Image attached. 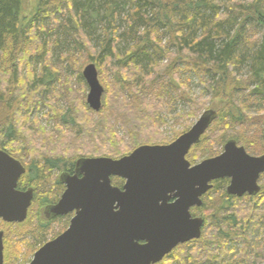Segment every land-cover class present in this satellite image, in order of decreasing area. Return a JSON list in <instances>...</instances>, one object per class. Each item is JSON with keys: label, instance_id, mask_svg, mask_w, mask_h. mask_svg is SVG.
I'll use <instances>...</instances> for the list:
<instances>
[{"label": "trees", "instance_id": "16d2710c", "mask_svg": "<svg viewBox=\"0 0 264 264\" xmlns=\"http://www.w3.org/2000/svg\"><path fill=\"white\" fill-rule=\"evenodd\" d=\"M29 6L34 9L26 11L25 0H0V149L20 161L32 152L35 156L26 167V181L35 183L43 197L38 205L37 199L33 201L27 220L18 223L34 242H43L49 228L39 207L41 201L48 202L47 195L53 197L60 189L55 174L75 168L72 158H63L57 151L84 148L88 155L82 158L119 159L142 145L173 142L159 130L165 113L178 100L193 108L184 118L196 116L202 108L197 100L203 97L194 94L188 73L201 76L204 92L211 95L207 103L219 101L222 105L216 110L213 126L192 150H208L209 136L212 142L227 132H218L217 124L227 123L228 131H243L248 124L260 131L263 123H254L248 114L252 112L249 101H264V0H36ZM48 17L51 23L39 25ZM53 24L57 25L50 28ZM99 26L103 35L100 46L93 37ZM121 41L133 45L128 51L119 50ZM39 56L43 62L37 71L33 60ZM109 60L115 61L117 76L114 83L102 81L106 93L103 109L96 116L88 104L76 101L70 83L78 78L88 85L82 73L84 64L92 62L102 72V61ZM244 67L246 75L241 74ZM128 69L131 75L126 78L123 70ZM123 90L134 98V105H128ZM56 97L58 103L64 99L66 109L55 105ZM41 104L70 127L59 125L46 131L33 112ZM51 116L45 117L50 120ZM118 121L125 131L123 137L116 130ZM237 134V140L248 146L247 138ZM225 195L230 200L219 199L205 207L209 211L203 234L211 224L218 229L215 241L190 248L189 253L178 248L176 252H184L173 258L179 264H231L235 260L229 263L228 253L238 254L241 249L227 248L231 240L242 241L244 248L234 264H264V239L252 241L249 235L253 213L264 200V187L249 197L248 206L239 205L227 192ZM259 219L255 225L260 228L264 212ZM159 264H170V260Z\"/></svg>", "mask_w": 264, "mask_h": 264}, {"label": "water", "instance_id": "95a60500", "mask_svg": "<svg viewBox=\"0 0 264 264\" xmlns=\"http://www.w3.org/2000/svg\"><path fill=\"white\" fill-rule=\"evenodd\" d=\"M83 76L89 86L87 102L98 112L105 89L96 64H88ZM217 116L215 110L205 111L170 144L142 145L119 159H79L74 175H61L68 189L51 209L54 216L74 209L77 215L66 232L35 253L30 264H157L178 244L200 238L204 220L193 218L191 208L201 205L214 180L230 178L231 195H257L264 155L248 154L236 140H229L220 155L198 164L187 159ZM25 172L17 159L0 149V218L5 221L23 222L28 216L33 190L16 189ZM112 177L126 180L123 190L112 185ZM172 199L175 202L170 203ZM115 205L119 211L113 210Z\"/></svg>", "mask_w": 264, "mask_h": 264}, {"label": "rangeland", "instance_id": "374dc122", "mask_svg": "<svg viewBox=\"0 0 264 264\" xmlns=\"http://www.w3.org/2000/svg\"><path fill=\"white\" fill-rule=\"evenodd\" d=\"M25 1H26V4H27L26 11L28 9H32L33 10L34 7H30L29 3L30 2L34 3L36 0H25ZM31 6H34V4L31 5ZM56 16L57 17H61V14L57 13ZM51 22H52L51 19L48 17L47 19H42V23H39V25L41 24L43 26H46V24H49ZM56 25L53 24L50 28H54ZM101 30H102L101 26H99V29L97 31H94V36H93V37H95L94 38V41H95L94 43L96 45H99V46H100V40L103 39V35H102V31ZM132 45H133L132 42L130 43V45L127 46L126 42L121 41V42H119L117 44V47L119 48V50H123L124 48H128L127 49V51H128L132 47ZM245 52H246V54H249L248 51L245 50ZM55 58H57V54L55 55ZM34 61H35V64H34ZM42 62H43L42 56H39L38 58H35L33 60V64L36 67L37 71H39V69L42 68L41 67L42 66ZM164 62H166V61H164ZM90 63H92V62H90ZM90 63L84 64V66L82 68V73H83V69ZM67 64L68 63L66 62L65 66H67ZM101 65L102 66L100 67V69L102 70V72L98 69V67H97V69L99 70L98 71L99 75H100V73L102 74V76L106 75V79L104 78V76L102 78L99 76V79H102V80H100V82H101V84L103 85V87L105 89V84L104 83L106 82L107 85H108L109 81L114 83V80H115L114 77L117 76L116 69H115V61L113 60V62H111L109 60V61H107L104 64H103V61H102ZM123 71L125 72L126 78H129V76L131 75L130 69L123 70ZM246 72H247V68L246 67L241 69V74L246 75ZM74 73L77 74V72H74ZM184 75H186V74H184ZM188 76L191 78L193 92L196 95V97L199 98L200 94L203 97V98L197 100V102H199V104H197V105L199 106V108L200 107H202V108L199 109V112H197L196 116H193V117H190V118H187V117L184 118V116H189V112L193 108L191 106L188 107V104L184 100H178L177 102H175L173 110L171 112H169V113H167V112L165 113V117L163 118V122H162V124L159 127L160 128L159 129L160 132L162 133V135L165 138H167V140L175 141L178 137H180L181 135H183L184 133L189 131L192 128V126L200 119V117L202 116V114L205 111L209 110V108L217 110V108L221 105V102H219V101L211 102V103L209 102L210 104L207 103V101H209L211 95H210V93L204 92V87H203V85L200 82L201 76L199 74L188 73ZM75 77H76V75H75ZM62 81H64V80H62ZM102 81H104V83ZM83 82H84L83 80L81 81L78 78H74L71 81L70 86L72 87L71 89L74 91V95H75L74 97H75L76 101L77 102H81L82 101V104L84 105V104H88L87 96L89 94V87H88V85L85 86L84 84H82ZM57 85H58V88L61 89V87H60L61 86V82L59 84H57ZM56 91H58V90H56ZM66 92H69L68 87H67V91ZM122 92H124V94H125L123 96V98L126 99L128 105H134V102H133L134 98L129 96L127 91L123 90ZM105 93L106 92L104 91L103 97H104ZM48 94L44 95V99L43 100L46 101V102H47V98L46 97L48 96ZM50 95L52 96V93ZM56 98H55L56 99V102H55L56 104L55 105L58 108L60 106L62 108V110L66 109L67 105L64 104V99H61L60 102L58 103L59 97H56ZM203 102H206L207 105L204 106ZM260 103H262V104H260ZM249 104H251V106H252V112H250L248 115L250 117L253 116V122L254 123H259V125H260V123H263L262 126L260 127V131H258L257 127L254 128V127H252V125L250 126L249 124L247 125L246 129L243 130V131L240 130L239 128H235V131H228V130H231V128L228 129L227 127H225V125H227V123H222V125L221 124H217L215 126V127H217V131L220 132L223 129H226L227 130L226 133L228 134L227 137H226V133L225 134L223 133L224 135L220 134V136H218V138H215V141L211 142L212 136H209L208 139H207V141H208L207 147L209 148L208 150L207 149H205V150L202 149L201 150L200 148H198L196 150H194V149L192 150V148L195 145H197L198 143L194 144L191 147V149H190V151H189V153L187 155L188 160L194 165V164H198V163L202 162L203 160L207 159L205 157H207L209 155L217 156V155L221 154L224 151V147H225L226 143L229 140H236L237 144L239 146H244V145H242V143L239 140H237L238 137H236V136H239V134H237V133L243 134L247 138V140L249 141V145L245 146L246 151H247L248 154H250L252 156L264 155V139H263V131H264V101H258L257 102V101L254 100L253 102L249 101ZM207 106H209V107H207ZM33 112L37 113L39 115L38 117L42 120V127L45 128L46 131H49V133H50V131H52V129L54 127L58 128L59 125L65 127L66 129H68V127H70L68 124L64 125L62 123L63 121H62L61 117L56 116L58 114H55L53 111L51 112L50 108L46 104H41V105L35 107ZM94 112H95V115L97 116L98 112L95 111V110H94ZM49 113L52 115L50 120L48 119V117L47 118L45 117ZM217 114H218V112H217ZM179 116H182V118H179ZM177 118H178V120H177ZM217 118H218V116H217ZM175 119L177 121H175ZM214 121L211 124L212 126L214 124ZM118 122H120V121H118ZM210 126H209V128H210ZM116 127H117L116 130L119 133V135L122 136V137L125 136V131L121 127V122H120V124L117 123ZM188 127H189V129H188ZM242 128H244V127H242ZM183 131H186V132L182 133ZM49 133H47V134H49ZM178 134H181V135L179 136ZM210 134H211V132H210ZM126 142L129 143V138L128 137L126 138ZM146 145H150V144H146ZM153 145H156V144H153ZM211 149L213 150V152H209ZM107 150L108 151H112V148L108 146ZM71 151H72V154H71ZM40 152H41V150H40ZM57 153H58L59 156L62 155L63 158H67V157L69 159L72 158L74 160V162H75V166H76V163H77V161L79 159H81L82 157H87V155H88L85 152L84 148H81V149H78V151H75L73 149V147L72 148L71 147L70 148L67 147L65 149H62L61 151H57ZM108 154H110V153H108ZM75 156H78L77 159H75ZM31 157H35L33 152H32L31 155L28 154V158L25 159V157H23L24 160H21L22 162L20 160L19 161L26 168V167H29V165H30L29 162L31 160ZM106 157H108V156H106ZM110 158H112V157H110ZM208 158H210V157H208ZM26 170H27V168H26ZM61 174H62L61 172L55 174V177L58 178L57 181H59V177H60ZM26 175H27V172L23 176H21L19 178L16 189H19V191H22L20 189L24 188L25 191H23V192H26V191L29 190L28 187H32L33 188V194L35 192L32 201L35 202V200L37 199V201H38L37 205H38V203L41 200V197H43V194H41L38 191V188L35 185V183H31V182L28 183V181H26V179L28 180ZM113 178H117V179L119 178L118 180H115V182H120V180L123 179V178H120V177H113ZM113 178H112V181H113ZM259 183H260V185L262 186V189H263V187H264V172L262 173V176H261V179H260ZM227 184H228V181H221L220 183H218L215 186V188L212 191L210 189L209 190L210 192L208 194H206L203 197V199L201 198L202 203H201V205H199V207H202V206H204V207L196 209V211L194 213L196 215H198V216H203L204 219H205V217H207L206 213L209 211V210H205L206 206H209L211 203H213V202H215V201H217L219 199L228 200L229 198L225 195L226 192H227V189H226ZM58 194H59V191L57 192V195H54L53 197L47 195L49 197V199L47 201H50V202L53 201L58 196ZM249 197L250 196H248V195L243 196V197H233L232 200L238 201L239 205L248 206L252 202V199H250ZM44 202H46V201H43V202L41 201V203H40L41 205L39 207V211H41V212L45 209V206L42 205V203L44 204ZM33 205L34 204L32 202L30 208L31 207L33 208ZM30 208L28 210V215H29V212H30ZM263 212H264V200H263L262 204L259 207H257V210L253 213L254 220L251 223V227L252 228L249 229V235L251 237H253L252 241H257L258 239H260V240L264 239V223H261V227L260 228H259V225L258 226L255 225L256 223L260 222L259 217L263 214ZM26 220H27V218H26ZM19 224H17V223H7V222H5L3 220H0V232L2 231V232L5 233L3 235V237H4V264H30L32 262V260L34 259L35 253L38 251V248H35L36 244L34 245V242L32 243L33 238L32 239L28 238V239H26L23 242H21V241H19L17 239L19 236H21V238H23L25 236V234H26V233L24 234V232H23V230L25 228L24 227H20ZM56 227L58 228L59 225L56 222H53V225L50 227V229L47 232H45L43 237L45 239H49L51 237V235H49V233H52V234L55 235V233L57 231ZM61 229H62V227H61ZM217 231H218V229L214 228V227H211V224L206 225V232H205V234H203V237L205 236L204 239L201 240L199 243H193V245H191L189 248H186V252L189 253L188 251H191L190 248H192V247L198 248L197 247L198 244L203 245L205 242L209 243V242L215 241V237L218 236ZM35 242H37V241H35ZM241 242L242 241H240V240H235V241L231 240V241H229L228 245L226 246L227 248H241L240 252L238 254H236L237 253L236 251L233 254H232V252L228 253V254H230L229 257H228L229 263H231L234 260L235 261L239 260L238 257H239V255H241V252L244 249L243 246L241 245ZM183 249H181V250H179L177 252L175 251L173 253V258H175L176 254L178 252L179 253L183 252ZM247 250H248L247 252L249 254L251 249L248 248ZM235 261L233 263H231V264H234ZM207 264H217V263H214V262H210L209 263L208 262Z\"/></svg>", "mask_w": 264, "mask_h": 264}, {"label": "flooded vegetation", "instance_id": "af4514ba", "mask_svg": "<svg viewBox=\"0 0 264 264\" xmlns=\"http://www.w3.org/2000/svg\"><path fill=\"white\" fill-rule=\"evenodd\" d=\"M74 172H75V168H74V171L73 172H68V173H66V172H64V173H66V174H71V175H73L74 174ZM80 177H82V176H80ZM219 180V181H218ZM220 180H223V181H228V184H227V188L226 189H228V187H229V185H230V183H231V179L230 178H221V179H217V180H214L213 182H212V184H213V188L211 189V190H213L214 188H215V186L218 184V183H220L221 181ZM260 180V179H259ZM59 183H60V189H59V194H58V196L53 200V201H48V202H46L45 204H43V206H45V209L41 212L40 211V214L42 215V217L45 219V221H46V223L45 224H49V228H47V231L50 229V227L53 225V222H56L58 225H59V227L57 228L56 227V229H57V231H56V233H55V235L54 234H52V233H49V235H51V237L49 238V239H45L44 238V240H43V242H40V241H37V242H34V241H32V243L34 242V245L36 244V247L35 248H41L42 246H44L45 244H47V243H49V242H51L52 240H54V239H56L57 237H59L60 235H62L64 232H66L70 227H71V225H72V221H73V219L76 217V215H77V210L76 209H74V210H72V211H69L68 213H66V214H64V215H56V216H54L53 215V213L51 212V209L54 207V206H56L60 201H61V199L63 198V196L65 195V193L67 192V189H68V183L67 182H64V181H60L59 180ZM125 183H126V181L124 180V179H122V180H120V182H115L114 180L112 181V185L114 186V187H118L119 189H121V190H123L124 189V185H125ZM259 185H260V183H259ZM262 187V186H261ZM29 188H32V187H28V189ZM20 190H22V191H25L24 190V188H22V189H20ZM208 194V193H207ZM229 194V193H228ZM229 195H231V194H229ZM246 195H248V196H250L248 193H246V194H244V195H242V196H237V195H231L232 197H243V196H246ZM205 195H203L202 196V199H203V197H204ZM250 197H252V196H250ZM90 198V197H89ZM204 201V200H203ZM173 202H175V200L174 199H172V200H170V203H173ZM42 206V207H43ZM41 207V208H42ZM204 206H202V207H199V206H193L192 208H191V214H192V216H193V218H198V217H202L203 218V220H204V224H203V227H202V234H201V236H200V238H197V239H192V240H190V241H188V242H185V243H180V244H178L176 247H175V249H173V251L171 252V253H169L166 257H165V259L166 260H170V264H179V262L176 260V259H173V253L178 249V248H189L191 245H193V243H199L201 240H203L204 239V237H203V232H204V225H205V219H204V217L203 216H198V215H196L194 212L196 211V209H199V208H203ZM119 207H117V205H115L114 206V211L116 212V211H119ZM106 210H108L107 208H106ZM61 227H62V229H61ZM46 231V232H47ZM24 235V234H23ZM22 235V236H23ZM4 238V237H3ZM32 239L33 237L31 236V235H29V234H25V236L23 237V238H21V236H19L17 239L19 240V241H21V242H23V241H25L26 239ZM139 242V244H144L145 243V241H143V240H139L138 241ZM204 245V244H203ZM203 245H200V244H198L197 245V247L198 248H200V246H203ZM192 248H196V247H192ZM162 262V261H161ZM160 263V262H159ZM159 263H157V264H159Z\"/></svg>", "mask_w": 264, "mask_h": 264}, {"label": "bare ground", "instance_id": "6f19581e", "mask_svg": "<svg viewBox=\"0 0 264 264\" xmlns=\"http://www.w3.org/2000/svg\"><path fill=\"white\" fill-rule=\"evenodd\" d=\"M166 112V111H165ZM123 129V128H122ZM164 131V130H163ZM61 181V180H60ZM227 188V187H226ZM36 199V198H35ZM36 201V200H35Z\"/></svg>", "mask_w": 264, "mask_h": 264}]
</instances>
